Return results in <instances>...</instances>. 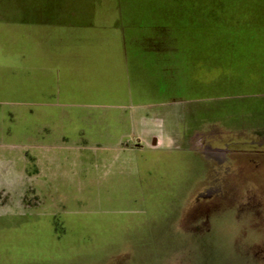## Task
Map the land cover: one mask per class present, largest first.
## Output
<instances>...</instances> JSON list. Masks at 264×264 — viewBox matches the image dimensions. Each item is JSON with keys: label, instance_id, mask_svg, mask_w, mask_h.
<instances>
[{"label": "rangeland", "instance_id": "1", "mask_svg": "<svg viewBox=\"0 0 264 264\" xmlns=\"http://www.w3.org/2000/svg\"><path fill=\"white\" fill-rule=\"evenodd\" d=\"M235 28L264 0H0V264H264V63L227 88ZM67 40L85 69L56 92L30 57Z\"/></svg>", "mask_w": 264, "mask_h": 264}, {"label": "crops", "instance_id": "2", "mask_svg": "<svg viewBox=\"0 0 264 264\" xmlns=\"http://www.w3.org/2000/svg\"><path fill=\"white\" fill-rule=\"evenodd\" d=\"M71 41L76 42V40H67L66 45L62 47L63 53L50 54L47 52V49H46V53L36 54V52H33V54L30 57V59L39 60V62H41L40 67L47 69V70L49 69L55 72L56 75H54L52 79L51 77L49 78L51 79V82L49 81L45 85L48 86L49 88L53 86L56 92L61 91V89L64 91L66 89L68 91L70 89H73L72 87L74 85V82H73V79L69 77V74L85 69V67H83V64L86 61L84 60L83 56L74 54L75 52L79 50V48L72 46ZM37 42H39V40H36V43ZM63 42L64 41L62 40L60 41V43H63ZM4 43H5V40L0 38V47H4ZM67 43H70V44H67ZM40 46H43V45L41 44ZM40 48L41 47H38L39 50H41ZM3 52H4V49H3ZM3 52L2 51L0 52V60L4 59ZM0 69H1V65H0ZM1 70H0V81L2 80V78L4 79V76H2L3 71L1 72ZM60 75L67 76L68 78L61 77V79H59L58 76ZM42 80H45V79H42ZM59 80H61L62 82L60 83ZM45 131L46 130H43L44 133H46ZM119 142L120 141H118V143ZM36 147L45 148V151L39 152L40 154H34L30 156V160H34V161L32 162V164L29 163V166L27 167L29 168L27 173L31 175L30 179L27 180V183L28 182L34 183L35 189L42 190V189L48 188V187L38 188L42 184L44 186L43 182H45V184L48 182L46 184L47 186H51L54 183L53 181L54 177L57 175V172H58V169L55 166L56 164L55 162H57L58 157L56 155L57 153L52 152L50 149H48L50 147H44L41 144ZM125 147L128 148L127 145Z\"/></svg>", "mask_w": 264, "mask_h": 264}, {"label": "trees", "instance_id": "3", "mask_svg": "<svg viewBox=\"0 0 264 264\" xmlns=\"http://www.w3.org/2000/svg\"><path fill=\"white\" fill-rule=\"evenodd\" d=\"M250 30L251 31H254V30L257 31L258 29H254V30L253 29H247L246 31H250ZM260 30L261 31H259V32H261V33H253V35H248L247 36V35L240 34V30L235 28V29H231V31H233V32L223 33L224 35L221 36L222 38L218 37L219 40L221 42H223L222 44H224L225 42H228V41H236V40H238L239 42L243 41V43H240L242 45L238 44L239 46H236V47H232V46L224 47V50L226 49V53H228L229 56H227V57L224 56V58H225L224 60H226V62H223V64H225L224 66H227V67L229 66V69L230 70H234L233 73H236V77H235L236 78V83L233 84V85L228 86L227 87L228 89L237 88L238 86H244L245 85V84H242V81L240 82V78H239V73H242L243 72L242 70H244L245 73H248V72H250L252 70V67L254 65H260V64L264 63V31H263L264 29H260ZM213 34L214 33L212 32L211 35H207L208 39L211 40L210 36H213ZM38 36L39 37L36 38V39H40L42 37H47V38L50 39V38H54L55 35H54V32L43 31V32L39 33ZM59 39L63 40L64 38H59ZM259 47L262 49V53H260L262 56H259L260 54L257 52V49ZM59 50H61V48H59ZM221 50H222V48H220V51ZM237 52H240V54H247V55H251V56L254 54L253 56L255 58L244 60V62L242 64V67L241 66H237L235 64L234 56L231 57L232 54H235V55L238 54ZM259 57H260V59L258 60ZM218 60H220V58ZM227 61H229V62L227 63ZM226 63H227V65H226ZM213 64H215V63H213ZM223 64L221 62V65H223ZM262 67L261 68L264 71V65H262ZM256 80H259V83H260L259 85L260 86H264L263 85L264 81H262L260 78H258ZM261 83H262V85H261Z\"/></svg>", "mask_w": 264, "mask_h": 264}]
</instances>
